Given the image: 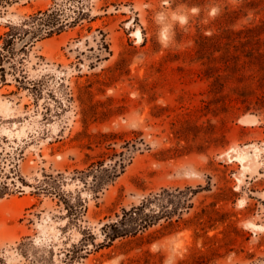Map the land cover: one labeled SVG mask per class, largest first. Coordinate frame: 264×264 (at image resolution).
Returning <instances> with one entry per match:
<instances>
[{"label": "rangeland", "instance_id": "374dc122", "mask_svg": "<svg viewBox=\"0 0 264 264\" xmlns=\"http://www.w3.org/2000/svg\"><path fill=\"white\" fill-rule=\"evenodd\" d=\"M0 258L264 264V0H0Z\"/></svg>", "mask_w": 264, "mask_h": 264}, {"label": "trees", "instance_id": "16d2710c", "mask_svg": "<svg viewBox=\"0 0 264 264\" xmlns=\"http://www.w3.org/2000/svg\"><path fill=\"white\" fill-rule=\"evenodd\" d=\"M51 14H53V10L50 12V15H51ZM50 15H49L48 10H45V11H40V10H39V11L37 12L36 17H37L40 21H43L42 19H43L44 16H48V17H50ZM56 15H58V13H56L55 16H53V18H52V19L54 20V23H56V21H58V19H54V18H58ZM209 40H210V39H209L208 37L204 36V37L200 40V42L198 43V46H199V48H198V53L201 54L202 56L205 55V54H207L208 51H209V49L212 48L213 45H215V43H212V42H210ZM189 190L191 191L192 189L189 188ZM145 205H146V203H145V202H142V205H141V206H142L143 208H144ZM141 206L133 207L130 211H129V210H128V211L125 210V213H124L123 217L126 218V216H129V218L131 217V220L134 221V220H135V219H134V216H138V215H140L139 211L143 210V209L141 208ZM141 218H142V217H141ZM139 220H140V219H139ZM148 220H149L148 216H146L145 218H142V219H141V221L145 224L144 226H146V224H147V225L150 224L151 221L149 222ZM135 224L138 225V226H141V223H137V222H135ZM107 226L111 227L112 230H115L114 233H113L111 236L109 235V239L112 240V239L117 238V237L119 236V235H118L119 232L117 231V226H116V225H111V226H110V225H107ZM116 231H117V232H116ZM119 234H124V233H119ZM20 251H22V249H21ZM22 254H23L24 257L28 258V257H27V256H28L27 253L23 252ZM31 259H32V258H31ZM32 262H33V264H35V263L37 262V260L32 259ZM0 264H7V262H6L4 259L0 258Z\"/></svg>", "mask_w": 264, "mask_h": 264}, {"label": "clouds", "instance_id": "9594fccd", "mask_svg": "<svg viewBox=\"0 0 264 264\" xmlns=\"http://www.w3.org/2000/svg\"><path fill=\"white\" fill-rule=\"evenodd\" d=\"M199 10L197 8H192L191 13L196 14ZM215 11V10H214ZM158 20L163 19V14H159L157 17ZM171 20L174 23H178L181 26H185L189 23V16L187 14L183 13H173ZM159 42L161 43L162 46L168 47L170 40H171V35H170V26H165L163 27L158 35Z\"/></svg>", "mask_w": 264, "mask_h": 264}, {"label": "bare ground", "instance_id": "6f19581e", "mask_svg": "<svg viewBox=\"0 0 264 264\" xmlns=\"http://www.w3.org/2000/svg\"><path fill=\"white\" fill-rule=\"evenodd\" d=\"M249 115H250V114H249ZM251 116H252V115H251ZM243 119L245 120V121L243 120L244 122H247V119H248V118L246 119V117H245V118H243ZM253 119H254V118H253ZM250 120H251V117H250ZM250 120H248V121H250ZM254 120H255V119H254ZM252 121H253V120H252Z\"/></svg>", "mask_w": 264, "mask_h": 264}]
</instances>
